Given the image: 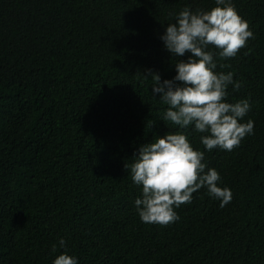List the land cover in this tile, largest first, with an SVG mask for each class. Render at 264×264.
Returning <instances> with one entry per match:
<instances>
[{"label":"trees","instance_id":"1","mask_svg":"<svg viewBox=\"0 0 264 264\" xmlns=\"http://www.w3.org/2000/svg\"><path fill=\"white\" fill-rule=\"evenodd\" d=\"M250 38L216 57L242 87L254 134L205 152L232 192L225 207L201 188L171 224L143 223L125 164L169 126L153 76H175L160 35L171 13L215 0H0V264H264V0H231ZM223 65V67H221ZM64 237V249L52 252Z\"/></svg>","mask_w":264,"mask_h":264},{"label":"clouds","instance_id":"2","mask_svg":"<svg viewBox=\"0 0 264 264\" xmlns=\"http://www.w3.org/2000/svg\"><path fill=\"white\" fill-rule=\"evenodd\" d=\"M160 40L172 57H184L174 64L176 74L161 80L153 76V96L167 105L161 119L178 129L192 128L200 133L204 151L194 148L184 131L157 135L142 144L130 164H125L132 182L141 194L134 200L143 223L166 226L179 219L176 209L190 204L193 193L201 188L219 201L221 208L232 200V192L222 186L220 173L208 167L205 152L221 149L231 152L248 135L254 134V121L244 117L251 109L249 100L229 102L228 88L239 91L240 81L232 72H217L216 57L229 59L254 38L247 21L237 12L231 0H215V6L193 10L188 6L170 14ZM223 67V65H221ZM67 241L60 237L52 252L64 249ZM52 264H79L66 251L55 256Z\"/></svg>","mask_w":264,"mask_h":264}]
</instances>
